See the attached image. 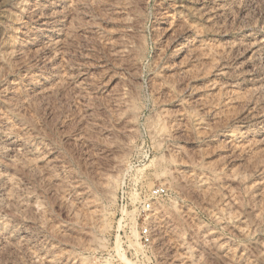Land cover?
<instances>
[{
    "label": "rangeland",
    "instance_id": "374dc122",
    "mask_svg": "<svg viewBox=\"0 0 264 264\" xmlns=\"http://www.w3.org/2000/svg\"><path fill=\"white\" fill-rule=\"evenodd\" d=\"M0 264H264V0H0Z\"/></svg>",
    "mask_w": 264,
    "mask_h": 264
},
{
    "label": "built area",
    "instance_id": "2783aa9c",
    "mask_svg": "<svg viewBox=\"0 0 264 264\" xmlns=\"http://www.w3.org/2000/svg\"><path fill=\"white\" fill-rule=\"evenodd\" d=\"M148 233H149V232H148V229H144V230H143V234H144V236H147Z\"/></svg>",
    "mask_w": 264,
    "mask_h": 264
},
{
    "label": "bare ground",
    "instance_id": "6f19581e",
    "mask_svg": "<svg viewBox=\"0 0 264 264\" xmlns=\"http://www.w3.org/2000/svg\"><path fill=\"white\" fill-rule=\"evenodd\" d=\"M135 235H136V233H135ZM137 236V235H136ZM135 243V242H134ZM137 243V245L139 244V242H136ZM136 245V244H135ZM139 246V245H138ZM140 247H141V245H140Z\"/></svg>",
    "mask_w": 264,
    "mask_h": 264
}]
</instances>
